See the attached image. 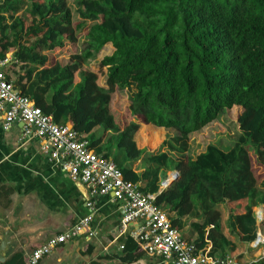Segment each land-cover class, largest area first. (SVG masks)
<instances>
[{"label": "trees", "instance_id": "1", "mask_svg": "<svg viewBox=\"0 0 264 264\" xmlns=\"http://www.w3.org/2000/svg\"><path fill=\"white\" fill-rule=\"evenodd\" d=\"M25 1L27 15L18 13L24 0H0V61L10 52L8 68L22 64L14 82L19 92L111 158L124 179L144 180L143 192H157L159 178L176 171L155 203L175 214L176 227L186 216L202 219L192 225L195 237L186 238L196 252L210 242L208 255L223 259L233 249L220 222L222 204L232 232L253 241V207L264 204V0H78L77 20L67 0ZM106 45L111 53L99 61L100 83L85 64ZM66 46L72 49L67 58L52 55ZM123 90L127 123L111 106L113 93ZM234 107L241 109V134L231 149L208 143L194 157L186 153L192 134ZM141 126L172 131L162 144L175 154L149 153L148 165L136 173L125 164L147 152L135 139ZM11 191L0 187V200ZM128 242L123 263L136 247ZM4 264L25 259L17 252Z\"/></svg>", "mask_w": 264, "mask_h": 264}, {"label": "crops", "instance_id": "2", "mask_svg": "<svg viewBox=\"0 0 264 264\" xmlns=\"http://www.w3.org/2000/svg\"><path fill=\"white\" fill-rule=\"evenodd\" d=\"M11 59V53L10 56L6 55L2 68L14 85L18 74H22L23 70H17V68H21V63L14 68H8ZM2 121L0 114V187L10 188L12 191L9 195H12L16 201L38 204L48 219L66 229L79 220L90 217L89 233L88 230L84 231L55 248L49 256H59L64 253L71 256L87 257V261H82L79 264H122L121 257L124 256V245L127 244V247H130L128 241H131L136 244V247L129 252L130 261L123 264H170L171 259L146 253L134 237L138 228L135 223L122 229L120 224L121 204L113 199L111 193L99 195L93 199V204L90 207L87 205L88 197L85 188L80 187L77 180L72 179L63 167L64 158H54L50 152H43L41 139L34 136H24L23 124L20 121H15L8 128L3 126ZM94 131L95 138L102 134L98 128ZM109 134V131L105 132V136H103L98 147L101 149L105 147ZM137 136L138 134L135 136L136 140ZM146 150L148 151L147 148ZM147 156L148 154H143L137 161L125 165L134 172L141 173L148 165ZM172 172L175 171H167L163 179L170 177ZM144 182L143 180L138 183L143 187ZM160 182L159 178V184ZM163 189L159 186L157 192L151 194L157 195ZM8 197L0 200V222L4 221L2 211L5 208H10L12 204ZM257 207L263 210V214L264 204H258ZM162 209L169 219L175 216L174 213L166 211V208L162 207ZM218 209L225 236L233 245V249H226L224 258L231 259L236 264H249L264 258V243L254 246L252 244L254 240L240 241L229 226V211L226 210L224 204L220 205ZM254 214L256 234L260 233L264 236V218H261L260 213H257L256 210ZM201 220V218L186 216L180 219V227H175L185 238L193 239L195 233L192 225L200 223ZM210 247L211 243L209 242L205 250L208 252Z\"/></svg>", "mask_w": 264, "mask_h": 264}, {"label": "built area", "instance_id": "3", "mask_svg": "<svg viewBox=\"0 0 264 264\" xmlns=\"http://www.w3.org/2000/svg\"><path fill=\"white\" fill-rule=\"evenodd\" d=\"M0 61V114L5 128L15 121L23 124V135L42 141L41 150L52 157L64 158L63 167L72 179L79 181L87 192V205L104 193H111L121 204V227L135 223L134 237L146 253L171 259L170 264H236L228 258L215 259L204 249L195 251L194 245L172 225L162 207L155 203L156 195L145 193L138 182L124 179L121 170L111 158L104 157L88 147V142L78 136L69 125L57 124L50 114L35 106L28 96L22 95L7 79ZM172 172L161 183L166 188L177 177ZM90 217L79 220L64 232L48 235L33 246L25 264H40L55 248L88 230ZM264 243V236L257 233L254 246Z\"/></svg>", "mask_w": 264, "mask_h": 264}, {"label": "rangeland", "instance_id": "4", "mask_svg": "<svg viewBox=\"0 0 264 264\" xmlns=\"http://www.w3.org/2000/svg\"><path fill=\"white\" fill-rule=\"evenodd\" d=\"M77 1L78 0H67V3L72 9L73 12V18L74 20L78 19V14L76 12L77 8ZM27 2L24 0L23 3H21V8L19 10V14L22 12L27 15ZM83 28L78 31L77 37H78V46L77 49L80 48L81 41L83 40V35L84 31H82ZM72 53V49L68 46L63 48V50L56 51L54 50L52 52V55L58 59H65L67 58L70 54ZM111 53V46L106 45L103 47L99 53H97L95 56H93L90 60H88L85 64L86 67L90 68L93 71L98 72L99 75V82L101 83L103 81V75L100 74L103 72V70L99 69V61L104 55H107ZM7 56H10V52L6 54ZM22 68H17V70H21ZM127 91H116L113 93L112 96V109L114 111H121L120 120H124L125 123H127L130 120L129 112H128V96H127ZM239 107H234L233 110L223 113L217 117V119L210 123L208 126H205L203 130L194 133L191 135L188 143V150L187 154L190 156L194 157L197 154H199L201 151L204 150L205 146L210 143L215 146H217L219 149H222L223 151H228L233 147V145L237 142V139L239 135L241 134L238 124L236 122V116L240 112ZM138 136H137V141L140 146L143 145V147L146 146L148 149L147 152L144 154H160V153H173L175 152H170L166 145L163 146V141L170 137L172 134V131H167V130H152V129H147L144 126H141L140 129L138 130ZM155 136V139L152 142V136ZM248 151L253 157V160L255 159V156L253 154L252 148L248 147ZM151 167H155V165L152 164ZM161 182L159 186H161L163 177L160 178ZM264 191V188H263ZM226 207V205H224ZM226 210L228 211L227 207ZM226 210H225V215H226ZM257 211V213H260V217L264 218V213L262 214L263 210L260 209V207H253V211ZM0 218H1V213H0Z\"/></svg>", "mask_w": 264, "mask_h": 264}, {"label": "water", "instance_id": "5", "mask_svg": "<svg viewBox=\"0 0 264 264\" xmlns=\"http://www.w3.org/2000/svg\"><path fill=\"white\" fill-rule=\"evenodd\" d=\"M82 187V184L77 181ZM12 201L10 208L2 211L4 221L0 222V264L10 260L20 252L24 259L28 257L31 248L41 243L48 234L66 231V228L48 219L40 206L36 203ZM87 261V257L61 254L59 256H46L40 264H79Z\"/></svg>", "mask_w": 264, "mask_h": 264}]
</instances>
